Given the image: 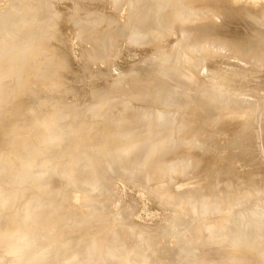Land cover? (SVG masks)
<instances>
[{"label": "rangeland", "instance_id": "rangeland-1", "mask_svg": "<svg viewBox=\"0 0 264 264\" xmlns=\"http://www.w3.org/2000/svg\"><path fill=\"white\" fill-rule=\"evenodd\" d=\"M217 1L0 0V21L10 24L15 22L14 25L8 24L5 27L0 25V46L5 49L4 47L14 45L18 47L17 50L25 49L30 57L19 71L1 79L0 106L4 101H11L10 98L25 96L31 102V117L37 122L36 130L28 140L8 144L0 152V168L4 172L3 177H0V187L5 185L8 189H3L7 194L0 192V198L4 201V208L0 206V225H3L8 213L23 207L31 208L32 211L46 208L48 204L42 200L45 198L54 201V213L62 207L65 209L63 216L55 221L66 240L64 247L61 246L62 251L53 241L55 235L51 237L46 234L51 229L47 231L46 227H38L43 230L41 231L34 227L33 232L41 245V251H37L38 246L35 247V253H38L36 255L41 257L38 258L40 261L36 260V264H43L44 260L46 264H60L61 260L66 261V255L72 253L81 257L84 262L82 264H99L92 250V242L102 244L105 240L115 239L114 235L126 237L124 243L127 247L121 255L132 258V264H264V235L259 231L264 229V210L259 213L256 210L261 205L264 208V173L252 170L257 172L254 178L258 182L252 184L245 181V184L238 185L235 192L225 188L223 182L218 184L221 192L231 195L230 212L227 216L230 221H236V226L228 223L224 228H213L210 231L203 230V226L212 224L219 210L213 202L210 203L208 195L201 199L203 192L204 195L207 194L206 191L173 195L166 191L165 183L162 189L153 185L157 177L169 179L186 175L191 169L183 167L186 168L185 171L179 172L182 160L192 157L193 149L202 146L204 137L200 133L210 124L204 119L195 130L191 129L192 119L195 117L193 105L197 100L208 92L215 95L213 102L236 99L237 94L228 95L227 99L217 96L218 91L224 89L215 86L219 82L222 85V77L218 73L208 74V69H220L222 65L220 70L230 77L232 75L231 79L234 78V88H240L244 84L242 87L247 91L254 85L261 88L264 84L262 66L259 68L251 62L246 66L248 61H238L227 51L221 52L210 47L193 51L184 45V23L198 21H187V18L203 16L205 19L198 22L201 25L229 22L228 16L218 11L222 4ZM21 5L26 7L25 11L20 9ZM262 10L264 1L259 2L255 11L245 10L242 24L237 26L250 36L254 33L261 36L257 43L262 47L257 52L264 56ZM193 37V44L205 43L206 39L198 35ZM222 37L216 36V39L221 42ZM14 46L10 48L13 49ZM52 49L54 52L66 53L64 56L67 62L61 69L54 66ZM1 50L0 69L10 67L6 52L1 54ZM218 56L220 57L217 58ZM193 64L195 65L192 66ZM161 70L169 76L165 77ZM180 75L189 76L191 82L179 81ZM175 92L183 94L184 100L174 102L172 94ZM248 92L245 96H249V99L242 103L245 106L242 109L256 110L251 112L254 118L256 116V122L251 133L243 136L236 151L244 161H264V140L261 138L263 133L259 124L264 116V98L259 101L262 103L259 108L256 105L258 96L253 98L251 92ZM166 96L172 100L168 101ZM35 106H38L37 109ZM158 112L169 121L157 123ZM119 115L127 117L122 126L110 124ZM135 117H138L139 124L132 126L133 123L129 121ZM221 119L220 115L215 116L214 125L220 123ZM165 140L171 142L172 148L174 144H178L179 150L161 152V145ZM141 144L145 145L140 146ZM135 153H139L145 163L158 162L161 169L149 170V164L147 170L144 169V163H136ZM168 162L171 165L164 170L162 165ZM26 166L34 169L31 171L33 174L41 176L40 184L50 186L52 190L46 194L41 192L45 185L34 184L32 180L20 182L13 172L23 171ZM128 170L130 171L127 172ZM10 194H14L12 199ZM190 199L192 200L189 201ZM131 200L136 201L132 207L129 206ZM3 201L1 199L0 205ZM126 209L129 210L126 217L117 216L118 212ZM50 212L48 209L44 213L46 219L53 214ZM128 223L133 224L136 230L143 228L151 233L146 247L142 243H132L135 242L134 234L123 235L119 230L127 227ZM40 224L41 222L37 225ZM204 233L207 234L206 237H203ZM57 235L59 236L56 234V237ZM37 241L34 238V242ZM239 244L246 245L247 251L235 252V245ZM3 260L8 261L7 258Z\"/></svg>", "mask_w": 264, "mask_h": 264}, {"label": "bare ground", "instance_id": "bare-ground-1", "mask_svg": "<svg viewBox=\"0 0 264 264\" xmlns=\"http://www.w3.org/2000/svg\"><path fill=\"white\" fill-rule=\"evenodd\" d=\"M220 4H222L220 10V13L228 16V20L229 22L226 21H222V23H212V24H208V25H200L198 24V22H202L203 19H205V17L203 16H198V17H190L187 18L186 20L188 21L189 19H195L198 20L194 23L192 22H185L184 26L182 28V30L184 31V45L186 47H188L189 49L193 50V51H198V50H202L205 47H210L213 49H216L217 51H221V52H225L227 51L230 52L233 57L237 58L238 61L239 60H243V61H248L247 64L250 65L249 62H251L252 64H256L259 66L264 67V56L259 55L257 52V49L261 46L260 44H258L257 42L259 41L261 36H258L257 34L254 33V35H249L246 34L245 31H243L242 28L238 27L237 25L240 26V24H242V15L243 12L245 10H250V11H255L256 8L259 5L260 1H264V0H218ZM217 1V2H218ZM62 2V1H61ZM215 2V3H217ZM20 9H22V11H25V6L21 5L19 6ZM182 7V6H180ZM209 8V7H208ZM27 10V9H26ZM53 10V9H52ZM214 10V9H212ZM217 11V10H216ZM215 11V14H216ZM264 11V10H262ZM214 13V11H213ZM192 14V13H191ZM208 14V13H207ZM206 14V15H207ZM248 15V13H246ZM245 14V15H246ZM197 15V14H196ZM204 15V14H203ZM213 15V14H212ZM263 15V14H262ZM188 16V15H187ZM193 16V15H192ZM210 16V15H209ZM208 17V16H207ZM216 17V16H215ZM219 17V15H218ZM225 18V17H224ZM256 18V17H255ZM110 19V18H109ZM209 19V18H208ZM89 20V19H88ZM213 20V19H212ZM252 20V19H251ZM61 21V20H60ZM92 21V20H91ZM210 22V19H209ZM214 22V21H213ZM15 23V22H14ZM14 23L12 22V24L2 20L0 21V25L1 27H5L8 26V24L10 25H14ZM26 23V22H25ZM32 23V22H31ZM105 23V22H104ZM192 23V24H191ZM195 23H197L198 25H196ZM30 24V22H29ZM196 25V26H195ZM237 26V28H236ZM101 30V29H100ZM180 30V29H179ZM178 32V31H177ZM245 32V33H244ZM57 33V32H56ZM58 34V33H57ZM182 36V34H180ZM198 35V37H202L205 40V45L204 44H193L192 43V39L194 38L193 36ZM222 37V41L219 42L216 39V36ZM110 36V35H109ZM22 37V36H20ZM25 37V36H24ZM92 38V37H91ZM100 38V37H99ZM180 38V37H179ZM182 38V37H181ZM28 39V38H27ZM64 39V38H63ZM106 39V38H105ZM221 39V38H220ZM26 40V39H25ZM107 40V39H106ZM106 40H104V43L106 42ZM63 41V40H62ZM142 41V40H141ZM14 43V42H13ZM19 43V42H18ZM10 45V44H9ZM107 45V44H106ZM14 46V45H11ZM4 47L5 49H3L2 46L1 47V54H3L4 52H6V60L9 61L10 63V67H5V68H1L0 69V81L3 77L5 76H11L14 72L19 71L29 60V55L27 54L26 50L23 49L22 50H17L18 47L14 46L13 49H11L10 47ZM262 47V46H261ZM260 47V48H261ZM63 48V47H62ZM209 48V49H210ZM7 49V51H6ZM51 49V48H50ZM61 49V48H60ZM208 49V50H209ZM207 50V51H208ZM53 54H54V66L56 69H61V67L63 65H66L65 63L67 62L65 59V54H63L61 51H56L54 52V50L52 49ZM204 51H206L204 49ZM64 52V51H63ZM211 52V51H210ZM213 52V51H212ZM261 52V51H260ZM11 53V55H10ZM29 53V52H28ZM215 53V52H214ZM218 53V52H217ZM199 54V53H198ZM221 54V53H220ZM219 54V55H220ZM226 54V53H225ZM212 55V54H211ZM215 56H217V54H214ZM223 56V55H221ZM201 57V55H200ZM204 57V56H203ZM211 57V56H210ZM220 56H218L217 58H219ZM225 58V57H224ZM234 58V59H235ZM41 59V58H40ZM211 59V58H210ZM214 59V58H213ZM216 59V58H215ZM227 59V58H225ZM229 60H231L230 58H228ZM31 60V59H30ZM198 60V59H197ZM203 60V59H201ZM209 60V59H208ZM218 60V59H217ZM222 59H220L221 61ZM1 61V60H0ZM32 61V60H31ZM184 61V60H183ZM187 61V60H186ZM200 61V60H199ZM213 61V60H212ZM211 61V62H212ZM215 61V60H214ZM227 61V60H226ZM236 61V60H235ZM242 61V62H243ZM241 62V61H240ZM108 63V62H107ZM210 63V62H209ZM221 62H219L220 64ZM1 64V63H0ZM216 64V63H215ZM217 63V65H219ZM223 64V63H222ZM195 64H193L192 66H194ZM203 65V64H202ZM205 65V63H204ZM216 65V66H217ZM33 66V65H32ZM89 66V65H88ZM98 66V65H97ZM190 66V65H189ZM188 66V67H189ZM212 66V65H211ZM220 66V65H219ZM233 66V65H232ZM165 67V66H164ZM179 67V65H178ZM181 67V66H180ZM198 67V66H197ZM202 67V66H201ZM251 67V66H249ZM29 68V67H28ZM86 68V67H85ZM89 68V67H88ZM194 68V67H193ZM200 68V67H199ZM233 68V67H232ZM235 68V66H234ZM238 68V67H237ZM248 68V67H247ZM247 68L245 70H247ZM252 68V67H251ZM250 68V69H251ZM257 66L255 67L256 70ZM65 69V67H64ZM90 69V68H89ZM191 69V67H190ZM204 69V68H203ZM222 69V65L221 68ZM219 68L217 67H212L211 69H208V74L212 73H218L221 75L222 77V85H219V83L217 85H215L217 88H224L223 90H219L218 91V97H220L221 99H224L227 97H229L228 95H233V94H237L236 95V99L230 100V101H223V102H213L214 99H212L215 95L211 92L206 93L201 99L197 100V102L193 105L194 106V114L195 117L194 119H192V124H191V129L195 130L197 128L198 125L201 124V122L203 123V120H208L207 126L203 129V132H201L200 134H202L201 136H203L204 138L202 139V146L200 145L199 147H196L195 150L193 149L192 153V157L186 159V160H182L181 163V168L179 169V172H184L186 168L183 167H191V169L188 171V173H186V175H181V176H177V177H173V178H166L164 179L163 176L162 177H157L158 179H155L153 181V185L157 188H163V185L165 183L166 185V191L170 194H176V193H184V194H192V193H198V192H202V191H206L207 194H205V192H203L202 194V198L204 199L207 195H208V199H210V203H214L216 205V207H218V216L212 221V224L210 225H204L203 226V230L207 231V230H212L213 228H224L226 224L230 223L231 224H235L236 226V221H230L227 214H229L230 212V196L231 195H227L224 194L223 192H221V190H219L218 184H221L220 182H223V186H225V188L230 189V192H235L236 190H238V185L241 184H245V181H249L250 183L252 182H258L257 180H255L256 178H254V175L257 171L260 173H264V161H261V159H255L254 161H244V158L241 157V154L238 153L236 151V149L239 147V143H241V140L243 138L244 135H246L247 133H251V128L253 126V124L256 122V116L255 118L253 117V114L251 112H254L256 110H243L242 107H245L244 105H242V103L244 101L247 102V100L249 99V96H245L247 95V92L249 89V94L251 92L250 95L254 97L258 96V100L256 101V105L261 106L262 103H260L259 101H261L262 98H264V84L262 85V87L260 88H256L254 86H252L251 88H249L247 91L244 90L242 86H244V84L241 86L238 82V84L241 86H239L240 88H234L232 85V75L231 77L228 74H224L223 71H221ZM231 69V68H230ZM169 70V69H168ZM167 70V71H168ZM174 70V69H173ZM183 70V68H182ZM201 70V69H200ZM241 70V69H240ZM239 70V71H240ZM249 70V69H248ZM264 70V68H263ZM262 70V72H263ZM24 71V70H23ZM162 71V70H161ZM181 71V69H180ZM196 71V69H195ZM60 72V71H59ZM193 72V71H192ZM205 72V71H204ZM230 72V71H229ZM228 72V73H229ZM236 72V71H235ZM261 72V71H260ZM259 72V73H260ZM163 75H165V77H168L169 75H167L164 71H162ZM174 73V72H173ZM183 73V72H182ZM207 73V72H206ZM205 73V75H207ZM232 73V72H231ZM245 73V72H243ZM253 73V72H252ZM251 73V74H252ZM175 75H177L176 73H174ZM173 74V75H174ZM181 74V72L179 73ZM186 74V73H185ZM189 74V72L187 73ZM249 74V73H248ZM247 74V75H248ZM254 74V73H253ZM258 74V72H257ZM88 75V74H87ZM191 77H192V73H190ZM204 75V73H203ZM213 75V74H212ZM9 76V77H10ZM146 76V75H145ZM217 76V75H216ZM246 76V75H245ZM244 76V77H245ZM253 76V75H251ZM91 77V76H90ZM174 77V76H173ZM214 77V76H213ZM248 77V76H247ZM258 77V76H257ZM126 78V77H125ZM250 78V76H249ZM179 81L181 82H191V78L189 76H185V75H180L178 76ZM214 79V78H213ZM216 79V78H215ZM245 79V78H244ZM255 79V77H254ZM42 80V79H41ZM237 80H239L237 78ZM242 80V79H241ZM249 80V79H248ZM25 81V80H24ZM129 81V80H128ZM193 81V80H192ZM253 81V80H252ZM28 82V81H27ZM31 83L34 81H30ZM40 82V81H39ZM140 82V81H139ZM237 82V81H236ZM235 82V83H236ZM243 82V81H242ZM248 82V81H247ZM251 82V81H250ZM249 82V83H250ZM35 83V82H34ZM38 83V81H37ZM43 83V82H42ZM58 83V82H57ZM142 83V82H141ZM234 83V82H233ZM260 83V82H259ZM29 84V83H28ZM62 84V83H61ZM237 84V83H236ZM1 85V83H0ZM136 85V84H135ZM179 85V83H178ZM182 85V84H181ZM186 85V84H185ZM260 85V84H259ZM141 86V85H140ZM145 86V85H144ZM247 86V85H246ZM134 87V86H133ZM136 87V86H135ZM227 87H231V89H227ZM106 88V87H105ZM108 88V87H107ZM142 88V87H141ZM178 88V87H177ZM247 88V87H246ZM245 88V89H246ZM113 89V88H112ZM136 89H139V87H136ZM144 89V88H143ZM97 90V89H96ZM175 90V89H174ZM138 91V90H137ZM172 91V90H171ZM246 91V92H243ZM23 92V91H22ZM33 92V91H32ZM93 92V91H92ZM119 92V91H118ZM25 92H23L24 94ZM28 93V92H27ZM102 93V92H101ZM161 93V92H160ZM242 93V94H241ZM245 93V94H243ZM22 94V93H21ZM172 94V93H171ZM26 95V94H24ZM32 95V93H31ZM38 95V94H37ZM149 95V94H148ZM153 95V93H152ZM169 96V95H168ZM167 100H172L175 101H183L184 100V95L181 94L180 92H175L172 94V99H168ZM9 97V96H8ZM20 98H10L12 99L11 101L9 100L8 103L2 102V106H0V152L3 151V149L8 145V144H19L22 143L24 140H28V137H30L31 133H33L36 130V126H37V122L34 118L31 117V110H30V105L31 102L28 98H25V96H19ZM34 97V96H33ZM95 98V97H94ZM171 98V97H170ZM234 98V97H233ZM239 99V100H238ZM164 100V99H163ZM211 100V102H210ZM42 102V101H41ZM164 102V101H163ZM172 101H170L171 103ZM38 103V102H37ZM45 104V103H44ZM52 104V103H51ZM55 104V103H54ZM264 104V103H263ZM49 104H47L48 106ZM137 105V104H136ZM64 106V105H63ZM264 106V105H263ZM36 107V106H35ZM38 107V106H37ZM37 107L35 109H37ZM49 107V106H48ZM55 107V106H54ZM59 107V106H58ZM57 107V108H58ZM62 108V106L60 107ZM136 108V107H135ZM264 108V107H263ZM40 109V106H39ZM136 110V109H135ZM141 110V108H140ZM40 111V110H39ZM51 111V110H50ZM49 111V113H50ZM53 111V110H52ZM66 111V110H65ZM191 111V110H190ZM260 111V110H259ZM143 112V111H142ZM139 113V112H138ZM141 113V112H140ZM40 113H38L39 115ZM63 114V113H62ZM44 115V114H43ZM42 115V116H43ZM126 115V114H124ZM136 115V114H135ZM165 115V114H164ZM219 115L222 117L220 123L216 124V126L214 125V118L219 117ZM48 116V115H47ZM128 116V115H127ZM139 116V114H138ZM193 116V115H192ZM51 117V116H50ZM87 118V117H86ZM127 117H120L116 118L114 120H112L113 126H122V124L126 121ZM137 118V119H136ZM51 119V118H49ZM141 119V118H140ZM171 119V118H170ZM77 120V119H76ZM47 121V120H46ZM83 121V120H82ZM169 120L167 119V117L159 114V112L157 113L156 116V122L157 123H166ZM130 123H133L132 126L139 124V119L138 117L132 118L131 121H129ZM185 122V121H184ZM51 124V123H50ZM58 124V123H57ZM259 124L261 126L262 129V135L261 138L264 140V116L259 120ZM59 125V124H58ZM204 125V124H203ZM186 126V125H185ZM136 128H138L137 126H135ZM70 128V127H69ZM133 129V130H136ZM132 129V128H131ZM180 129V128H179ZM183 129V128H182ZM254 129V128H253ZM43 130V129H42ZM184 130V129H183ZM41 131V130H40ZM46 131V130H45ZM213 131V133H212ZM234 131V132H233ZM258 132V131H257ZM179 134V132H178ZM38 135V134H37ZM33 137V136H32ZM37 137V136H35ZM202 138V137H201ZM257 138V137H256ZM30 139V138H29ZM166 141V140H165ZM201 141V140H200ZM263 144V143H262ZM138 145V144H137ZM145 145V144H141L140 146ZM18 146V145H17ZM139 147V146H138ZM161 152H166V151H171L173 149V151H177V149L179 150L180 146H178V144H174V148H172V144L171 142H169L168 140L166 142H164L161 145ZM253 147V146H252ZM137 148V147H136ZM10 149V148H9ZM12 149V148H11ZM19 149V148H18ZM133 149H135L133 147ZM8 150V149H7ZM22 150V147H21ZM15 151V150H14ZM23 151V150H22ZM188 151V150H187ZM184 152V151H183ZM12 153V152H11ZM4 154V153H3ZM15 155V154H13ZM199 155V156H198ZM184 156V155H183ZM186 156V155H185ZM4 157V156H3ZM8 158V157H7ZM12 158V157H10ZM136 163L138 164H142L144 163L143 168L146 169L148 167L149 170L152 169H161V166H158V162H154L152 164H150V162L145 163V161L143 160V158L140 156L139 153H135V157H134ZM93 161V160H92ZM167 162V161H166ZM189 163V164H188ZM187 166H186V165ZM17 165V164H16ZM170 162L165 163L164 165H162L163 169L166 170L170 167ZM40 167V166H39ZM6 169V168H5ZM34 169H31V167L26 166L25 169H23V171H15L13 172L17 178L20 180V182L22 181H30L32 180L34 184H40V178L41 176H37L35 174H33L31 171ZM147 170V169H146ZM254 170V171H252ZM130 170H128L127 172H129ZM6 173V172H5ZM3 170H1L0 168V177H3ZM10 174V173H9ZM177 175V174H176ZM218 176V177H217ZM259 176V175H258ZM263 176V175H262ZM43 177V176H42ZM146 178H148L146 176ZM4 179V178H3ZM14 181V180H13ZM261 181V180H259ZM263 181V180H262ZM17 182V181H16ZM38 182V183H37ZM249 183V184H250ZM18 184V183H16ZM253 184V183H252ZM42 184H40L41 186ZM45 185V184H44ZM42 185V186H44ZM134 185V184H133ZM39 186V187H40ZM108 187V185H107ZM222 187V186H221ZM4 188H6L5 185H2V187H0V192H2L3 194H7L6 192H4ZM42 188V187H41ZM7 189V188H6ZM10 189V193H11V188ZM158 189V190H159ZM8 190V189H7ZM40 190V189H39ZM52 190V187L45 185L43 187V190H41V192H46V194ZM119 190V189H118ZM157 190V192H158ZM6 191V190H5ZM161 191V190H160ZM73 192V191H72ZM13 193V192H12ZM220 193V194H219ZM238 193V192H237ZM2 194V195H3ZM15 194V193H14ZM13 194V195H14ZM73 194V193H72ZM91 194V193H90ZM97 194V193H96ZM264 194V193H263ZM1 195V194H0ZM12 195V196H13ZM195 195V194H194ZM240 195V194H239ZM248 195V194H247ZM7 196V195H6ZM11 196V194L9 195ZM11 196V199H12ZM96 196V195H95ZM116 197V196H115ZM149 197V196H148ZM233 197V196H232ZM151 198V197H150ZM207 198V197H206ZM248 198V197H247ZM3 201V198H0V201ZM9 199V198H8ZM15 199V198H14ZM154 199V198H153ZM152 199V200H153ZM37 200V199H36ZM44 200L48 205H46L44 209H39L37 211H32L31 208L28 209L26 207H23L22 209H18L16 212H11L10 214L8 213L5 214L8 217L5 219V221H3V225L0 228V262H2L3 264H36V260H39L40 258L36 255L38 253L36 252V248H38L37 251H41V245L38 244L37 241V237L36 234L33 232L34 231V227H41L44 228L46 227L47 231L48 229L50 230L49 233H46V229L44 230V232L46 234H49V236L51 235V237H53V235H55L54 238V243L58 244V248L59 250L62 251V247H64L63 245H65L66 240H64V238L61 235V232L58 230L57 228V219L61 218L63 216V213L65 211V209L62 207V209H59L58 211H53L54 209V201L50 200L49 198H45L42 199ZM59 200V199H58ZM97 200V199H95ZM192 199H190L189 201H191ZM194 200V199H193ZM199 200V199H198ZM7 201V200H5ZM33 201V200H32ZM12 202V201H11ZM35 202V201H34ZM186 202V200H185ZM188 202V201H187ZM186 202V203H187ZM2 203V202H1ZM185 203V204H186ZM4 201L3 203L0 205L1 208L3 207ZM8 204V202L6 203ZM5 204V205H6ZM11 204V203H10ZM10 204L8 206H10ZM43 204V203H42ZM136 204L135 200H131L129 202V206L132 207L133 205ZM4 205V206H5ZM132 205V206H131ZM174 205V204H173ZM68 206V205H67ZM74 206V205H73ZM171 206V205H170ZM169 206V207H170ZM192 206V205H191ZM7 207V205H6ZM5 207V208H6ZM34 207V206H33ZM66 207V206H65ZM71 207V206H70ZM102 207V205H101ZM162 207V206H160ZM177 207V206H176ZM190 207V206H189ZM194 207V206H193ZM196 207V206H195ZM194 207V208H195ZM8 208V207H7ZM59 208V207H58ZM167 208V207H166ZM50 209V213L52 214L46 219V215H44V213ZM75 209V208H74ZM130 209V208H129ZM180 209V208H179ZM2 209H0L1 211ZM94 210V209H93ZM256 210H258V213L263 211V205L259 206L256 208ZM98 211V209H97ZM174 212V210H173ZM181 212V209H180ZM84 213V212H83ZM232 213V212H231ZM129 214V210H123L122 212H118L117 216L120 218H124ZM179 214V213H178ZM234 214V213H233ZM2 215V214H1ZM3 216L4 218L6 216ZM168 215V214H167ZM181 215V214H180ZM134 216V215H133ZM172 217V216H170ZM214 217V216H213ZM261 217V216H260ZM2 219V216H1ZM237 219V218H236ZM4 220V219H3ZM164 220V219H163ZM239 220V219H237ZM258 220V219H257ZM263 221V219H261ZM56 221V222H55ZM137 221V220H136ZM2 222V221H1ZM40 226L37 225L38 223H40ZM33 223L35 224L33 226ZM125 223V222H124ZM210 223V222H208ZM2 224V223H1ZM53 224V225H52ZM133 224L128 223V226L122 229H119L123 235H130V234H134V241L132 243H137L140 244L142 243L143 245L148 244V238L151 236V233L148 230H145L143 228H141L140 230H136L133 228L132 226ZM53 227V228H52ZM59 227V226H58ZM38 228V229H39ZM161 228V227H160ZM165 228V227H164ZM156 229V228H155ZM240 229V228H239ZM36 230V229H35ZM41 231H43L42 229H39ZM92 230V229H91ZM95 230V229H94ZM38 231V230H37ZM240 231V230H239ZM260 233H262L264 235V229H260L259 230ZM36 232V231H35ZM43 232V234H44ZM222 232V230H221ZM228 232V231H227ZM37 233V232H36ZM40 233V232H38ZM105 234V232H103ZM110 233V232H109ZM165 233V232H164ZM229 233V232H228ZM56 234H59V236ZM163 234V233H162ZM225 234V233H224ZM39 235V234H38ZM41 235V234H40ZM154 234H152L153 237ZM206 233L203 234V237H206ZM239 235V234H238ZM46 236V235H45ZM48 236V235H47ZM46 236V237H47ZM109 237L112 238V236L109 234ZM115 239L112 238L111 241L105 240L104 243L99 244L98 241H93V247L92 250H94V256L98 259V261L100 262L99 264H132V258L127 257V256H122L121 253L126 249V244L125 242V238L126 237H117V235H114ZM157 236V235H156ZM174 236V235H173ZM230 236V235H229ZM39 237V236H38ZM41 237V236H40ZM158 237V236H157ZM171 237V236H170ZM233 237V236H232ZM34 238H36L37 242H34ZM44 238V237H43ZM154 238V237H153ZM156 238V237H155ZM231 238V237H230ZM40 239V238H39ZM38 239V240H39ZM167 239V238H166ZM173 239V238H172ZM41 241V240H40ZM133 241V240H132ZM42 242V241H41ZM68 243L70 242L69 240L67 241ZM175 242V241H174ZM38 244V245H37ZM131 244V243H130ZM38 246V247H36ZM52 246V245H51ZM51 246H49L48 248H51ZM62 246V247H61ZM174 246V245H173ZM234 246V245H233ZM36 247V248H35ZM130 247V246H129ZM230 247V246H229ZM190 248V247H189ZM231 248V247H230ZM254 248V247H253ZM176 249V248H175ZM160 250V249H159ZM246 250V245L244 244H239V245H235V252L237 253H243ZM247 251V250H246ZM245 251V252H246ZM3 252V253H2ZM160 252V251H159ZM249 252V251H248ZM2 253V254H1ZM40 253V252H39ZM251 253V252H250ZM253 253V252H252ZM41 254V253H40ZM93 254V252H92ZM154 255V253H153ZM231 255V254H230ZM255 255V254H254ZM86 256V255H85ZM92 256V255H91ZM9 257V258H8ZM160 257V256H159ZM180 257V256H178ZM234 257V256H233ZM7 258L8 261L6 262L5 259ZM39 258V259H38ZM44 257H42L43 259ZM171 258V257H170ZM134 259V258H133ZM156 259V258H155ZM252 259V258H251ZM261 259V258H260ZM44 260V259H43ZM64 260H66L65 262L62 260L60 261V264L62 262L65 264H69L70 261H72V264H82L84 263L83 260L81 259V257H79L78 254H70V255H66L64 257ZM154 260V259H153ZM237 260V259H236ZM40 261V260H39ZM38 261V262H39ZM42 261V260H41ZM134 261V260H133ZM140 261V260H139ZM253 261V260H252ZM43 262V261H42ZM141 262V261H140ZM238 262V260H237ZM45 263V260H44ZM43 263V264H44ZM89 263V262H88ZM153 263V262H152ZM41 264V262H40ZM46 264V263H45ZM141 264V263H140Z\"/></svg>", "mask_w": 264, "mask_h": 264}]
</instances>
